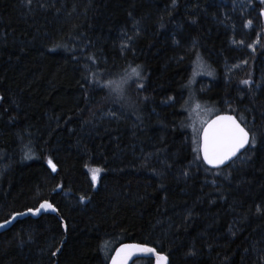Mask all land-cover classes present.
<instances>
[{
    "label": "trees",
    "instance_id": "16d2710c",
    "mask_svg": "<svg viewBox=\"0 0 264 264\" xmlns=\"http://www.w3.org/2000/svg\"><path fill=\"white\" fill-rule=\"evenodd\" d=\"M262 10L0 0V224L44 201L58 210L0 233V264H109L125 242L170 264H264ZM206 111L234 114L255 149L207 167L193 151Z\"/></svg>",
    "mask_w": 264,
    "mask_h": 264
},
{
    "label": "snow or ice",
    "instance_id": "6c2138e0",
    "mask_svg": "<svg viewBox=\"0 0 264 264\" xmlns=\"http://www.w3.org/2000/svg\"><path fill=\"white\" fill-rule=\"evenodd\" d=\"M28 5H31L32 0H27ZM173 5H175L176 0H172ZM261 4H264V0H260ZM264 16V10L260 13ZM253 21L248 20L245 25H252ZM243 43V41H240ZM251 47V45H249ZM131 75L134 77H140L139 65L131 69ZM112 84L113 91L119 92L122 90V83H127L125 79L121 84H115L114 82H109ZM243 84H250L251 81L244 80ZM138 88H143L142 83L137 85ZM196 108L199 109L200 105L197 104ZM113 115L115 113H112ZM194 132L196 133V139L193 143L199 145V147L194 148L193 151L202 153L203 163L213 167L221 168V166L226 165L228 162L235 163V159L240 158L242 149L251 148L255 149L256 147V136L251 129L247 126H242L241 122L237 120L235 116L232 115H218L215 119L210 122H202L200 128L194 127ZM201 157L198 155L197 159ZM235 158V159H234ZM248 159H251V156H248ZM48 164L51 167L52 171L55 172L56 165L52 163V160H48ZM101 169H94L92 172V182L95 184L98 181V176ZM219 173H217L218 175ZM187 175V173H185ZM85 197H81V201ZM51 209L52 211H57L53 205L47 201L39 204V207L32 209L29 208L27 213L18 212L12 216V220H15L19 216L27 215L31 213L32 215L40 214L41 210ZM259 212V207L257 208ZM11 220H5L4 223L0 224V228L5 227L7 224L11 223ZM234 235V233H233ZM59 249H57V252ZM143 255L151 261L154 257L155 264H169L168 255L161 254L156 250L155 247H149L146 244H123L119 249L116 250V255L111 258V264H128V261L137 255ZM194 254V253H190ZM53 256L56 255V252L52 253Z\"/></svg>",
    "mask_w": 264,
    "mask_h": 264
},
{
    "label": "water",
    "instance_id": "95a60500",
    "mask_svg": "<svg viewBox=\"0 0 264 264\" xmlns=\"http://www.w3.org/2000/svg\"><path fill=\"white\" fill-rule=\"evenodd\" d=\"M218 115H232V116H235V115H233V114H227V113H225V114H217V115H215L214 117H212L208 122H210L211 120H213V119H215L216 118V116H218ZM236 117V116H235ZM237 118V117H236ZM237 120L239 121V122H241L238 118H237ZM242 124V123H241ZM242 126H244L243 124H242ZM244 149H242L241 150V152L243 151ZM201 155H202V153H201ZM235 159V158H234ZM231 163V161L230 162H228L226 165H223V166H221V168L222 167H225V166H227V165H229ZM209 166V165H208ZM210 168H212V169H218V168H213V167H211V166H209ZM54 207V206H53ZM55 208V207H54ZM43 211H46V212H49V213H52V214H57L58 213V211H52L51 209H48V210H41V212H40V214H38V215H32L31 213H28L27 215H23V216H19V217H17V218H20V217H25V216H30V215H32L33 217H39L40 215H41V213L43 212ZM24 213H27V210L26 211H24ZM12 222L11 223H9V224H7L5 227H3V228H0V233L1 232H3V231H5V230H7L8 228H10L11 226H12V224H13V221L14 220H11ZM124 244H142V243H135V242H125ZM123 245V244H122ZM121 245V246H122ZM120 246V247H121ZM147 246H149V245H147ZM119 247V248H120ZM149 247H151V246H149ZM119 248H117V249H119ZM116 249V250H117ZM116 250H115V253L113 254V256L112 257H114L115 255H116ZM157 250V249H156ZM161 253V252H160ZM161 254H164V253H161ZM166 255V254H165ZM141 258H146L145 256H143L142 254L141 255H137V256H133L129 261H128V264H132L134 261H136V260H138V259H141ZM153 260H154V263L153 264H155V259H154V257L152 258ZM109 264H111V261H110V263ZM169 264H170V261H169Z\"/></svg>",
    "mask_w": 264,
    "mask_h": 264
},
{
    "label": "rangeland",
    "instance_id": "374dc122",
    "mask_svg": "<svg viewBox=\"0 0 264 264\" xmlns=\"http://www.w3.org/2000/svg\"><path fill=\"white\" fill-rule=\"evenodd\" d=\"M197 76V74L195 73L194 74V79H195V77ZM194 79L192 80V81H194ZM213 113H214V111H206L205 113H204V117L202 118V119H200V121H199V124H198V128H200L201 127V123L202 122H206V121H208L212 116H213ZM193 120V119H192ZM197 128V127H196ZM100 178V173H99V176H98V179ZM97 183V182H96Z\"/></svg>",
    "mask_w": 264,
    "mask_h": 264
},
{
    "label": "bare ground",
    "instance_id": "6f19581e",
    "mask_svg": "<svg viewBox=\"0 0 264 264\" xmlns=\"http://www.w3.org/2000/svg\"><path fill=\"white\" fill-rule=\"evenodd\" d=\"M222 114H225V113H222ZM227 114H230V113H227ZM234 115V114H233ZM248 148H246V149H244L241 153H243L244 151H246ZM201 154V153H200ZM241 155V154H240ZM201 157H202V155H201ZM236 160V159H235ZM232 163V162H231ZM207 165V164H206ZM207 167H209L208 165H207ZM210 168V167H209ZM210 169H212V168H210ZM212 170H215V169H212ZM95 185H97V183H95ZM48 202V201H47ZM50 203V202H49ZM58 211V210H57ZM43 212H46V211H43ZM58 214V213H57ZM56 214V215H57ZM30 216H32V215H30ZM26 217H28V216H25V217H20V218H16L14 221H13V224H14V222L16 221V220H18V219H23V218H26ZM12 220V219H11ZM12 224V225H13ZM66 229V228H65ZM6 231V230H5ZM4 232V231H3ZM2 233V232H1ZM124 244V243H123ZM122 245V244H121ZM121 245H119L117 248H119ZM116 248V249H117ZM115 249V250H116ZM158 251V250H157ZM159 252V251H158ZM58 253H60V250L58 251ZM57 253V254H58ZM115 253V251L113 252V254ZM113 256V255H112ZM112 258V257H111ZM141 259H147V258H141ZM138 260H140V259H138ZM151 260H153V259H151ZM110 261H111V259H110ZM137 261V260H136ZM136 261H134L132 264H134ZM110 263V262H109ZM153 263H154V260H153Z\"/></svg>",
    "mask_w": 264,
    "mask_h": 264
}]
</instances>
